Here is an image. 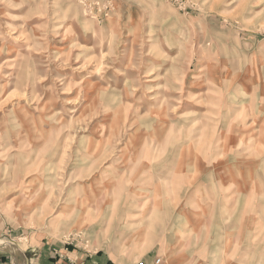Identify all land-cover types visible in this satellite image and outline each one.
<instances>
[{"label": "rangeland", "instance_id": "rangeland-1", "mask_svg": "<svg viewBox=\"0 0 264 264\" xmlns=\"http://www.w3.org/2000/svg\"><path fill=\"white\" fill-rule=\"evenodd\" d=\"M0 224L264 264V0H0Z\"/></svg>", "mask_w": 264, "mask_h": 264}, {"label": "crops", "instance_id": "crops-1", "mask_svg": "<svg viewBox=\"0 0 264 264\" xmlns=\"http://www.w3.org/2000/svg\"><path fill=\"white\" fill-rule=\"evenodd\" d=\"M3 226L0 224V236L4 234ZM0 261L4 258V264H136L131 259L123 257L116 258L106 250L96 251H69L64 247L55 245L44 238L36 248L28 251L11 252L0 255ZM158 257V256H156ZM153 255L146 257L145 264H153Z\"/></svg>", "mask_w": 264, "mask_h": 264}, {"label": "built area", "instance_id": "built-area-1", "mask_svg": "<svg viewBox=\"0 0 264 264\" xmlns=\"http://www.w3.org/2000/svg\"><path fill=\"white\" fill-rule=\"evenodd\" d=\"M136 264H144V262L140 261V262H138ZM153 264H163L162 259H160V258L154 259Z\"/></svg>", "mask_w": 264, "mask_h": 264}]
</instances>
